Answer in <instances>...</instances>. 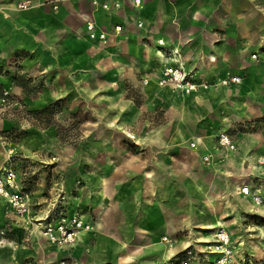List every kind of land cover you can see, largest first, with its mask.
<instances>
[{"label":"crops","instance_id":"1","mask_svg":"<svg viewBox=\"0 0 264 264\" xmlns=\"http://www.w3.org/2000/svg\"><path fill=\"white\" fill-rule=\"evenodd\" d=\"M19 1L0 0V87L34 109L73 97L70 94L88 103L115 104L108 109L118 112L106 110L103 117L117 128L105 131L136 139L97 141L89 134L87 161L59 166L66 175L57 189H65L69 210L80 212L91 224L80 231L73 248L52 244L42 227L30 221L31 215L18 216L0 200V232L6 231L0 264H59L67 257L77 260L80 254L82 264H175L177 254L199 238L178 235L212 227L219 219L227 225L220 215L212 224L202 223L194 216L192 202L218 193L238 199L246 183L239 175L244 156L254 171L255 153L242 155L243 146L230 134L237 149L228 155L236 154L235 159L218 149L219 128L229 125V114L224 124L199 122L207 105L217 108L233 94L240 102V96L260 90L264 99V63L252 58L264 54V0H143L142 6L132 0H29V8L18 9ZM89 21L96 26V38L88 35ZM116 25H121V32H114ZM101 32L107 33L106 40L99 39ZM167 49L178 50L179 62L209 87L189 95L159 87ZM232 75H240L241 81L221 84ZM16 76L33 80L38 88L26 92L28 84L17 83ZM124 78L134 81L143 103L111 94L115 81ZM157 106L168 109L163 120L153 123V117L146 116ZM133 113L141 121L135 128L116 122V117ZM197 117L199 121L192 123ZM12 126L0 118L3 132ZM193 139L195 149L190 146ZM207 154L212 159L209 166L202 161ZM2 164L1 157L0 169ZM40 195L35 196L38 203L50 199ZM8 222L26 230V240L9 237ZM165 236L171 246L163 241Z\"/></svg>","mask_w":264,"mask_h":264},{"label":"rangeland","instance_id":"2","mask_svg":"<svg viewBox=\"0 0 264 264\" xmlns=\"http://www.w3.org/2000/svg\"><path fill=\"white\" fill-rule=\"evenodd\" d=\"M253 59L264 63V54L257 53V58ZM255 77V74L251 73L249 80L253 84L256 81ZM115 83L117 86L111 94L122 98H134L136 102L143 103L142 94L135 86L134 81L124 78L116 80ZM217 87L218 85H216ZM36 88L38 86L32 80L27 85L26 92H33ZM3 90L4 88L0 92V118L8 120L13 126L5 132L0 129V158H3V164H5L8 153L14 151L11 158L12 166L18 171L24 189L29 191L33 198L40 195L39 189L43 188L44 190L40 196L49 199L51 198L50 194L54 195L57 188L61 187L59 181L63 183L66 170L64 168H61V170L60 165L64 167L67 162L87 161L89 134H92L90 135L92 140L96 139L97 141L109 138L115 141L128 142L129 140L131 143L135 142V137H128L125 134L113 135V132L105 131L106 128H117L115 124H109L108 119L103 117L106 110L108 112H118L115 109H108L115 107V104L88 103L85 98L70 94L69 96L73 97L66 98V100L58 99L53 102L58 107V113L54 117V125L43 128L40 124L43 122L41 119H44L45 116H36L33 111L43 109L48 104L34 109L29 103L10 92L9 98L3 101L1 99ZM213 92H215V89ZM234 96L236 95L233 94L231 99H222L223 102L217 108L214 105H207L205 114L201 112L203 119L199 124H210L217 121L224 124V120L230 115V119L227 120L229 125L226 128H223L224 125L219 126V131L227 132L238 144L243 146L242 155L255 153V157H253L255 159L254 171L250 170L244 156V168L240 169L239 175L240 178L245 179L246 183L240 186V198L237 199L236 195L229 193L222 197L218 193L213 195L211 199L193 201V211L195 218L201 220L204 224H206L205 222L212 223L217 215L224 217L227 225L221 227L231 230L235 239L234 264H264V99L260 90L255 94L250 92L245 97L240 96V102L235 101ZM228 102L232 104L231 109L226 107ZM167 109L168 107L157 106L154 110L149 111L152 113L148 114L146 118L153 117V123L163 120ZM224 110L228 112L223 113ZM133 115L134 113L130 117L127 114L122 118L120 116L116 117V122L122 125L128 124L129 127L135 128L137 122L141 121H137ZM198 117L192 120V123H197L200 118ZM57 129H61V138L57 135ZM50 131H53L55 136L52 137ZM192 141L196 140L193 139L190 143ZM224 154L228 155L226 152ZM202 161L207 166L212 163ZM83 165L85 166V164ZM260 166H263V168L260 169ZM85 169H88L87 164ZM255 169H260V171ZM248 175L251 178L250 182L247 180ZM243 185H248L251 190L246 196L241 193ZM230 186L231 183H228L227 190ZM62 187L64 189L63 184ZM78 190L77 188L76 191ZM252 192H257L262 196V204L258 205L254 202ZM70 196L72 195L70 194ZM72 199L75 200V196ZM219 227L215 229L207 226L200 227L198 228L199 231L194 229L191 233H181L177 238H190L192 240L199 237L190 245L191 248L195 249L199 257L204 260L202 264H213L221 254V250H217L215 233L212 235V231L217 230ZM6 229H8V236L10 235L18 240H26V230L22 227H14L8 222ZM211 236L214 240L210 239ZM3 242L0 237V245H3ZM183 250L180 252H183ZM79 256L77 260L67 257L59 264H82L81 260L84 256L83 254ZM47 264L54 263L49 262Z\"/></svg>","mask_w":264,"mask_h":264},{"label":"built area","instance_id":"3","mask_svg":"<svg viewBox=\"0 0 264 264\" xmlns=\"http://www.w3.org/2000/svg\"><path fill=\"white\" fill-rule=\"evenodd\" d=\"M135 5L142 6L143 0H132ZM118 6V4H116ZM29 0H21L17 3L18 9L29 8ZM54 5V8H57ZM141 24V23H139ZM88 35L91 38H96V26L92 21L87 22ZM121 25H116L114 28L115 33L121 32ZM99 39L106 40L107 33L101 32L98 35ZM158 43L164 45L165 41L159 39ZM166 56L168 63H165L161 74L157 77V85L161 88H169L173 91L189 95L194 92H198L201 89H207L209 83L206 81H199L194 77L191 71L185 69L183 64L179 62L180 54L176 49H167ZM253 58H257V54H253ZM242 77L240 75H232L222 79L220 82L222 85H230L232 83H239ZM143 83H148V79L145 78ZM10 93L8 90H3L1 99L9 98ZM218 149H222L228 154V152L235 151L237 144L227 132H221L217 135ZM192 148H197V141L190 143ZM14 151H10L7 155V161L0 169V200L10 208L18 216H30V221L38 223L42 229V233L49 241L60 248H73L78 242V235L82 230H88L91 228V224L87 223L82 214L78 211H70L67 203L65 202L64 191L61 189L56 191V195L50 194L51 198L55 197V200H48L44 204L38 203L32 194L25 190L19 173L12 166L11 158ZM205 162H212L211 155L207 154L203 156ZM251 192L248 185L241 187V193L248 195ZM254 202L258 205L262 204L263 198L257 192H252ZM42 209L44 212L41 215L36 213L32 214V210ZM5 230L0 232L1 239L4 241ZM217 238V250L220 251V255L216 258L213 264H234V244L232 241L231 233L225 227H219L215 232ZM163 241L172 245V241L166 236ZM183 257H177L175 264H202L204 260L199 257L198 252L191 248L189 245L185 247Z\"/></svg>","mask_w":264,"mask_h":264},{"label":"trees","instance_id":"4","mask_svg":"<svg viewBox=\"0 0 264 264\" xmlns=\"http://www.w3.org/2000/svg\"><path fill=\"white\" fill-rule=\"evenodd\" d=\"M21 78L22 77L16 76L15 81L17 83L24 84V85L30 84V82H32L31 79H21ZM0 92H2L1 87H0ZM56 113H58V107L53 103L48 104L43 109H38V110L33 111V114H35L36 116H42V115L45 116L44 119L43 118L41 119L43 122H41V124H40V126H42L43 128H48V127L54 125V117H55ZM57 135H58V137L61 138V129H57ZM183 256H184V252H180L177 257H183Z\"/></svg>","mask_w":264,"mask_h":264},{"label":"bare ground","instance_id":"5","mask_svg":"<svg viewBox=\"0 0 264 264\" xmlns=\"http://www.w3.org/2000/svg\"><path fill=\"white\" fill-rule=\"evenodd\" d=\"M159 53H161V50H159ZM210 136V135H209ZM231 154V153H230ZM235 156H236V154L235 155H230V157H232V159H235ZM240 157V156H239ZM220 161V160H219ZM238 185V184H237ZM80 191V190H79ZM244 196H246V195H244ZM216 220V219H215ZM212 224V223H211ZM221 227V226H226V224H225V222L223 221V220H221V219H219V220H217V222H216V224L214 223V225L212 226L213 227V229H215V228H217V227ZM211 230V229H210ZM217 230H213L212 231V235H213V233H215ZM210 233V232H209ZM210 239H212V240H214V238H212V236L210 237ZM216 240H217V238H216ZM206 242V241H205ZM197 243V242H196Z\"/></svg>","mask_w":264,"mask_h":264}]
</instances>
